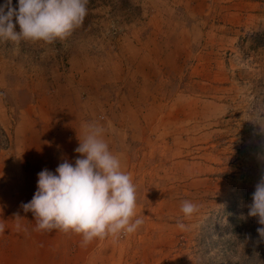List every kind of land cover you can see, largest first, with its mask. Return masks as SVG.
I'll use <instances>...</instances> for the list:
<instances>
[{
    "label": "rangeland",
    "instance_id": "1",
    "mask_svg": "<svg viewBox=\"0 0 264 264\" xmlns=\"http://www.w3.org/2000/svg\"><path fill=\"white\" fill-rule=\"evenodd\" d=\"M87 9L64 41L0 38V222L9 216L19 230L9 244L54 241L56 263L46 264L75 257L72 233L37 230L21 205L37 189L39 166L74 163L78 137L94 123L136 186L144 223L134 241L141 234L142 244H173L143 264H264L257 232L264 225L246 206L264 174V0H88ZM182 88L204 99L223 88L221 114L184 126L179 115L167 129L191 126L182 138L187 150L176 151L169 140L181 138L169 137L141 158L127 135L139 123L133 109L147 108L143 97L153 91L169 97ZM163 161L168 166L153 167ZM10 192L19 196L13 202ZM185 200L198 206L190 217L181 211ZM92 246L82 247L77 264L87 263ZM124 248L117 264L143 261L141 246L133 257Z\"/></svg>",
    "mask_w": 264,
    "mask_h": 264
},
{
    "label": "clouds",
    "instance_id": "2",
    "mask_svg": "<svg viewBox=\"0 0 264 264\" xmlns=\"http://www.w3.org/2000/svg\"><path fill=\"white\" fill-rule=\"evenodd\" d=\"M87 4L88 0H18L13 5L12 0H5L0 5V38L16 43L64 41L83 24ZM84 129V138L78 137L74 149L80 154L74 163L65 158L55 171L41 170L32 199L21 207L32 213L37 230L74 233L87 246L95 239L135 233L144 221L136 212V186L103 138L105 129L94 123L85 124ZM251 197L247 216L264 225V174ZM181 211L190 217L198 206L185 200ZM178 226L184 228L183 223ZM257 232L264 239V227Z\"/></svg>",
    "mask_w": 264,
    "mask_h": 264
},
{
    "label": "crops",
    "instance_id": "3",
    "mask_svg": "<svg viewBox=\"0 0 264 264\" xmlns=\"http://www.w3.org/2000/svg\"><path fill=\"white\" fill-rule=\"evenodd\" d=\"M215 89H217V93L216 92L213 93L211 95L212 97L208 99H204L202 93L201 94L197 93L198 90H196V88L194 89L182 88L181 91H177L175 94H172L169 97L157 94L154 91L152 94L150 93L147 95L144 94L145 95L144 97L142 94H140L139 99H142L143 97L144 104L147 106V108L142 109L141 111H138L137 108L133 109L132 113H134L135 115L139 114L140 112V116L139 117L136 116L139 119V123L137 124V127L134 129V131H132V133L127 134L130 138H132L135 141L134 145L136 144L137 146L138 149L137 151H139L138 155L141 156L140 155L141 153L142 154L141 158H144L145 154L148 152L149 157L152 156L154 150L151 146L162 144L164 139L169 137L181 138L177 143L172 141L171 139L169 140V142L176 149V151L178 150L186 151L187 149L184 148L185 144L182 138L184 137V135L186 137H190V133H191L190 130H192L191 126L185 129L184 128L167 129V128L169 127L171 128L172 122L175 121V119L178 118L179 115H182L183 118L181 117L180 120L181 123L176 125H181V126L188 125L187 122L190 123L191 121L195 124L196 123L205 124L207 120H211L213 117L220 115L221 114L220 109L222 107L220 102L223 97L220 94V92L222 91L223 88H215ZM133 104L135 106L139 105V103L136 102L135 100ZM168 125L169 127H167ZM158 127L159 129H156ZM193 129L200 131L199 128L197 129L193 128ZM172 146H171V150L173 151ZM67 147L68 146H66L65 148ZM166 166L168 165L167 164L165 165L163 161V163L162 162L156 163L153 167L162 168ZM39 167H40L39 171H41L42 168L41 166ZM171 167H176L175 161H171ZM9 182H7V184ZM14 182L15 181H13L12 179L9 185L14 184ZM9 185L7 186V188H9ZM15 197L18 198L19 196H15L13 192H10L8 199L11 202H13V199ZM7 217L9 216H6V218L4 217L5 218L4 222H0V225L4 226V230L0 231V236L1 234L2 236L3 235L7 236L4 237L3 240H1L0 238V264H44V263L46 264L47 261L49 262L52 261L53 263H56V259L51 258L55 254V253L53 254L51 253V249L53 248L54 244H57L54 241L49 240L45 244H43V242H41V244L36 243L37 246L34 247H32L31 244H27V242H25V244H9L11 242L9 239L12 238L15 232L18 234L19 230L18 228H15L13 226L12 218L9 217L10 221L7 222ZM139 232L141 233L142 231ZM169 232H171V230H169ZM134 236H136V233L126 235L124 239L121 238L122 240L119 239L120 237H112V236H109L108 238H105L103 240L99 239L95 243H94L95 240H93L90 244H93L91 248H93L94 253L92 252L93 254L91 257L87 256L88 259L86 264H89L91 262L96 264H110V263L117 264L119 261L122 262L125 256L122 252L124 245H125L124 249L129 255L132 252V255L130 257L135 256L136 248L141 246L143 249L141 258L143 261H139V262L140 264H143L153 259V256L156 255L158 256L160 255L163 258L165 256V253H167V251L164 250H168L167 248L173 246V244H157V243L142 244L141 234H138L137 239L139 241V244H136V242L134 241ZM73 238H75L74 242L76 244H71V248L76 251L75 253H73L75 257L72 256L70 257L71 260H69V264L70 263L77 264L78 261L76 260V257L79 256L78 253L81 251L83 247L81 245V240H82L81 236L77 237V234L72 233V239ZM166 241H168L167 237H166ZM47 244H49L48 247ZM88 246L89 244L85 247L88 248ZM66 247L70 249V244L69 243L66 244ZM35 248H39L38 249L39 251L37 252L38 255L32 257V255L35 254ZM42 250L43 253H41ZM131 264H135V263L132 262Z\"/></svg>",
    "mask_w": 264,
    "mask_h": 264
}]
</instances>
